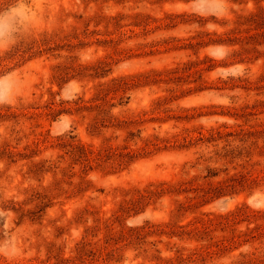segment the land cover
<instances>
[{"label":"rangeland","instance_id":"rangeland-1","mask_svg":"<svg viewBox=\"0 0 264 264\" xmlns=\"http://www.w3.org/2000/svg\"><path fill=\"white\" fill-rule=\"evenodd\" d=\"M9 8L0 264H264V0Z\"/></svg>","mask_w":264,"mask_h":264},{"label":"clouds","instance_id":"clouds-1","mask_svg":"<svg viewBox=\"0 0 264 264\" xmlns=\"http://www.w3.org/2000/svg\"><path fill=\"white\" fill-rule=\"evenodd\" d=\"M19 15V10L12 8L0 12V48L14 42L12 34L16 30L15 21ZM0 83L5 85L4 93L0 94V104H4L9 101V76L0 77Z\"/></svg>","mask_w":264,"mask_h":264}]
</instances>
